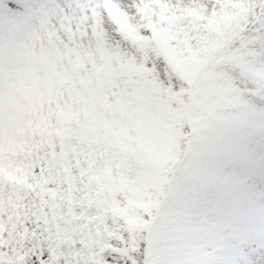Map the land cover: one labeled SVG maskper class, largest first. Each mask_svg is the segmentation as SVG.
I'll list each match as a JSON object with an SVG mask.
<instances>
[{
    "label": "snow or ice",
    "instance_id": "obj_1",
    "mask_svg": "<svg viewBox=\"0 0 264 264\" xmlns=\"http://www.w3.org/2000/svg\"><path fill=\"white\" fill-rule=\"evenodd\" d=\"M0 264H264V0H0Z\"/></svg>",
    "mask_w": 264,
    "mask_h": 264
}]
</instances>
